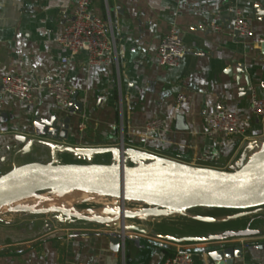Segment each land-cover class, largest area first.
Masks as SVG:
<instances>
[{
    "label": "crops",
    "instance_id": "1",
    "mask_svg": "<svg viewBox=\"0 0 264 264\" xmlns=\"http://www.w3.org/2000/svg\"><path fill=\"white\" fill-rule=\"evenodd\" d=\"M77 4L78 0H0V80L21 74L38 87L32 104L3 95L0 88L4 101L0 175L15 166L51 160L50 149L42 152L34 144L39 138L50 141L35 134L34 121L38 116L70 114L57 106L47 87L49 80L65 81L74 89L75 103L83 107L71 114L68 145L123 143L129 149L223 170L246 155L249 161L264 136V125L250 110L249 91L254 86L264 97L263 49L235 37L230 25L239 9L254 34L264 37V0H93V13L113 23L119 54L118 65L94 68L88 67L86 52L73 56L57 41L74 19ZM173 28L182 34L186 53L177 67L164 68L158 64V51ZM179 94L186 101L176 109ZM223 109L242 116L245 135L208 131L209 117ZM156 118L163 119L169 130L146 133L145 124ZM22 137L35 148L24 152ZM66 158L79 162L63 154V162ZM111 161V154L95 158L98 163ZM48 220L28 214L0 216V264H163L178 248L191 252L194 264H215L210 252L219 245L169 239L214 232L156 234L148 226L146 232L131 235L144 243V249L132 240L116 253L109 248L104 227L52 226ZM228 242L244 246V255L235 264H264V234Z\"/></svg>",
    "mask_w": 264,
    "mask_h": 264
},
{
    "label": "water",
    "instance_id": "2",
    "mask_svg": "<svg viewBox=\"0 0 264 264\" xmlns=\"http://www.w3.org/2000/svg\"><path fill=\"white\" fill-rule=\"evenodd\" d=\"M234 33L238 38L239 32ZM262 49L264 52V45ZM68 109L73 112L83 111L82 105L75 103L73 99ZM71 125L72 115L63 118L55 114L50 119L36 117L34 126L38 133L35 134L50 141L39 138L35 139L34 144L42 152L50 149L51 160L29 162L1 174L0 203L45 189H80L117 195L120 197L119 208L104 207L105 216L94 213L93 208L81 213L55 206L42 210H21L14 214L43 216L51 213L47 222L52 226L102 225L106 228L103 234L108 238L110 250L118 253L132 240L141 249L145 248L140 239L132 238L126 231L146 232L149 223L144 226L128 225V220L149 221L153 215L168 218L170 215L196 208L235 210V215L219 218L218 221L247 218L245 227L206 236L169 237L176 243H219L210 252L215 264H235L237 259L243 257L244 246L229 243V240L264 234V211H260L264 207V136L256 142L258 149L248 162L246 155L229 170H223L129 149L123 143L117 147L71 146L66 144ZM21 141L26 142L24 152L35 148L27 138L22 137ZM63 154L72 155L79 162H63ZM103 154H111L112 161L95 162L96 156ZM127 198L144 201L156 208L143 209L140 212L129 211L125 205ZM192 218L203 222H217L215 218L201 215H193ZM117 229L120 233L116 232Z\"/></svg>",
    "mask_w": 264,
    "mask_h": 264
},
{
    "label": "built area",
    "instance_id": "3",
    "mask_svg": "<svg viewBox=\"0 0 264 264\" xmlns=\"http://www.w3.org/2000/svg\"><path fill=\"white\" fill-rule=\"evenodd\" d=\"M92 5L93 0H78L73 15L74 19L67 24L57 41L73 56L86 52L89 68L118 65L119 54L113 23L110 18L106 19L94 14ZM233 14V21L230 25L232 31L239 32V36L244 41L250 40L252 44L263 48L264 37H258L254 34L249 20L242 11L235 9ZM213 28L215 30L223 29L219 25H213ZM185 53L184 38L177 28H173L161 41L158 51V64L164 68L177 67ZM63 61L67 62L68 58L65 57ZM47 87L59 109L67 114H73L74 112L69 110L68 106L73 99L74 89L63 80H49ZM0 88L3 95L12 96L28 104L34 102L35 93L38 90L37 86L21 74L4 75L0 80ZM249 91L250 110L264 125V97L259 95L254 86H251ZM185 101V95L179 94L175 102L176 109H180ZM3 109L4 101L1 99L0 117ZM84 126V123H81L80 130H83ZM168 130L166 122L161 118L149 120L145 124V131L148 134L160 135ZM208 131L239 136L246 134L242 116L231 109H223L212 114L208 119ZM134 231H126V233L132 235V233H136ZM116 232L120 233L118 229ZM163 264H194V259L191 252L184 250V248H178L165 259Z\"/></svg>",
    "mask_w": 264,
    "mask_h": 264
},
{
    "label": "rangeland",
    "instance_id": "4",
    "mask_svg": "<svg viewBox=\"0 0 264 264\" xmlns=\"http://www.w3.org/2000/svg\"><path fill=\"white\" fill-rule=\"evenodd\" d=\"M65 162L71 163L75 161L72 160V158H66ZM7 168H9V166H7L3 171H5ZM55 191H59V190L45 189V190L37 191L36 194L45 195ZM102 193L104 194V192ZM105 196L106 197L101 204L81 202L80 204L77 205L76 211L85 213V210L91 208L95 210L98 208L103 209L104 207H114V206L116 207V205H118L117 207L120 206L119 196L117 195H105ZM115 196L117 197L115 198ZM125 205L126 208L132 212H140L143 209L156 208L155 205H151L144 201H137L130 198L126 199ZM236 213L237 212L235 210L225 209V208H196V209L188 210L186 212H180L174 215H170L168 218L156 217L155 215H153V218H151V220L149 221H145L143 219H133V220H128L127 222L132 225H140V226H144L147 225V223H149L148 225L149 228L154 230L156 234H159V231H167L177 235L192 234V233H210V232L217 233L226 230H238L239 228L247 224L248 222L247 218H241L236 220H224L226 217L235 215ZM9 215L12 216L13 213H5V214H1L0 216L2 218L3 217L6 218ZM50 215L51 213H48V214H44L43 216L50 217ZM101 215L105 216L103 211ZM193 215H201L205 217L215 218L217 219V222H203V221L194 220L192 218ZM219 218H224V219L218 221ZM98 226L103 227L102 225H98Z\"/></svg>",
    "mask_w": 264,
    "mask_h": 264
},
{
    "label": "bare ground",
    "instance_id": "5",
    "mask_svg": "<svg viewBox=\"0 0 264 264\" xmlns=\"http://www.w3.org/2000/svg\"><path fill=\"white\" fill-rule=\"evenodd\" d=\"M105 197L106 196L102 193V191L79 189L59 190L45 195L29 193L13 200L7 201L5 203H0V215L5 213L14 214L15 212L21 210L48 209L49 207L53 206L69 209L73 212H76V207L81 202L101 204L104 201ZM116 197L117 196H115V198ZM117 206L118 205H116V207L114 206V208L118 209L119 207ZM102 211V208H98L95 209L93 212L101 215Z\"/></svg>",
    "mask_w": 264,
    "mask_h": 264
}]
</instances>
